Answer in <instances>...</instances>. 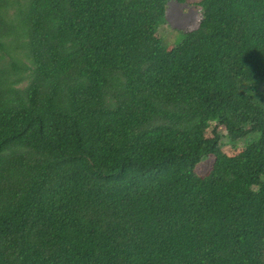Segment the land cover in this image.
<instances>
[{
    "label": "trees",
    "instance_id": "16d2710c",
    "mask_svg": "<svg viewBox=\"0 0 264 264\" xmlns=\"http://www.w3.org/2000/svg\"><path fill=\"white\" fill-rule=\"evenodd\" d=\"M169 1L0 0V264H264V0Z\"/></svg>",
    "mask_w": 264,
    "mask_h": 264
},
{
    "label": "rangeland",
    "instance_id": "374dc122",
    "mask_svg": "<svg viewBox=\"0 0 264 264\" xmlns=\"http://www.w3.org/2000/svg\"><path fill=\"white\" fill-rule=\"evenodd\" d=\"M201 0H185V3L180 4L172 0L167 3L164 9L163 19L164 24L156 29V37L164 40L165 44L173 47L180 40L184 32L195 30L202 18V9L198 6ZM251 94L263 96L264 87L254 85ZM217 128L220 133V141L218 153L216 156H209L204 161L195 166V175L197 178L206 176L213 167L217 157L235 158L242 154L244 150L243 141L236 142L231 139L228 132L223 126H219L217 121H212L208 124L205 130V137L211 139L212 131Z\"/></svg>",
    "mask_w": 264,
    "mask_h": 264
}]
</instances>
